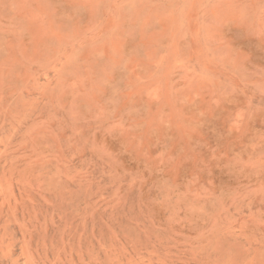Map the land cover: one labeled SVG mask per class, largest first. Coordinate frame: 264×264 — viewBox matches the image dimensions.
<instances>
[{
	"label": "rangeland",
	"instance_id": "rangeland-1",
	"mask_svg": "<svg viewBox=\"0 0 264 264\" xmlns=\"http://www.w3.org/2000/svg\"><path fill=\"white\" fill-rule=\"evenodd\" d=\"M0 264H264V0H0Z\"/></svg>",
	"mask_w": 264,
	"mask_h": 264
}]
</instances>
